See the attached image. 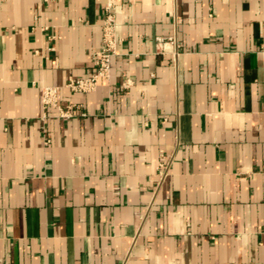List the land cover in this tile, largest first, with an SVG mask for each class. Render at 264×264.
<instances>
[{
    "label": "crops",
    "instance_id": "0c3cea01",
    "mask_svg": "<svg viewBox=\"0 0 264 264\" xmlns=\"http://www.w3.org/2000/svg\"><path fill=\"white\" fill-rule=\"evenodd\" d=\"M110 1L0 0V264H264V0H114L73 92Z\"/></svg>",
    "mask_w": 264,
    "mask_h": 264
},
{
    "label": "built area",
    "instance_id": "2783aa9c",
    "mask_svg": "<svg viewBox=\"0 0 264 264\" xmlns=\"http://www.w3.org/2000/svg\"><path fill=\"white\" fill-rule=\"evenodd\" d=\"M114 0H111L107 7V18L103 28L104 47L102 50L94 54V66L96 73L88 79L70 80L67 87L76 93H92L100 80H107L110 77L112 59L116 55L117 36L116 22L112 9ZM160 46H164L165 40H158ZM42 101L46 107H55L60 110V114L64 118L72 116L71 109L64 110L59 105V89L53 87H45L42 91Z\"/></svg>",
    "mask_w": 264,
    "mask_h": 264
}]
</instances>
